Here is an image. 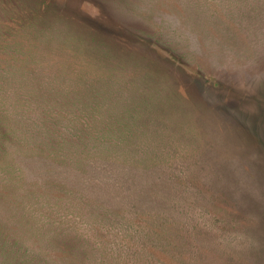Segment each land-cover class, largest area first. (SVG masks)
Segmentation results:
<instances>
[{"label": "rangeland", "instance_id": "obj_1", "mask_svg": "<svg viewBox=\"0 0 264 264\" xmlns=\"http://www.w3.org/2000/svg\"><path fill=\"white\" fill-rule=\"evenodd\" d=\"M0 264H264V0H0Z\"/></svg>", "mask_w": 264, "mask_h": 264}]
</instances>
